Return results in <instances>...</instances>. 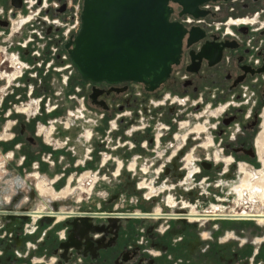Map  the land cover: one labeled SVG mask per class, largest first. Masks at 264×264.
<instances>
[{"label":"rangeland","instance_id":"rangeland-1","mask_svg":"<svg viewBox=\"0 0 264 264\" xmlns=\"http://www.w3.org/2000/svg\"><path fill=\"white\" fill-rule=\"evenodd\" d=\"M81 6L83 9V4ZM172 6L175 11H178L179 6H177L176 4H172ZM75 70L73 72V80L71 82L72 85L70 86V88H68L69 90H66L65 98L67 100V97L72 96L75 93L74 89L77 88L81 89V94H82L81 96L86 98L85 106H87L88 108V111L86 112V116L82 120L86 121V122L84 121V123H92L95 126H97V128L95 129L93 127L92 130L94 137L91 141H87L86 146L88 145L91 149V152L89 153H93L95 149H97V154L99 156L97 160H95L91 156L89 158L83 157L82 159L84 160V162L87 163H85L84 165H80V168H82L80 175L87 171L97 172L96 167H101V165L104 162L103 161L105 156L104 149H106L109 146L111 147L121 146L120 148L128 147L129 150L131 151V153L129 154L131 156L127 157L126 155H124L125 158H122V160H124L127 163L130 161V159L135 157L139 159L144 158L143 160L146 162L147 166L148 164L150 165V169L148 168L149 170L148 172L151 171L157 172L156 166L152 161L153 158L161 157L160 160L165 159V161H168V160H172L174 157H177L176 156L177 150H174L175 147L174 149L168 148L171 142L170 140L173 138L175 139L177 137L174 134L175 132L172 133L171 135H165V136L162 135L163 136L161 137L162 142H159L157 138H158V130L161 127V125L160 122H155L153 124L154 120L157 118L155 114H157L159 117L160 116L162 117L161 114L162 113L165 114V108H163L162 110L158 109L154 111V109H152L149 106V104L145 103L143 100L141 101V99L144 97L143 94H140L141 92L139 91H134V93L132 94L138 99L140 103L138 107L139 110L138 116L140 117L141 120H143L144 118L145 123L147 125V128L144 129L143 132L146 131L151 136L145 135L142 137L143 140L141 139V141L138 142H134L132 140H129L128 142L124 139L125 133H123L122 127L120 125L116 128V130L114 129L115 125L113 124V120L116 117H118V115H120L118 114V112L122 110V106L124 105V99L129 98L131 96V92L127 90L120 92L116 91L115 94L116 96H118V99L116 100L115 98L113 99L111 96H109V94H104V95L98 94L94 99L92 97L95 93V89L92 88L93 83L91 84V82L83 81L80 75L78 74L77 70L76 71ZM51 74L56 75V73L53 71H51ZM49 78H50L49 83L52 84L53 82H55L54 79L57 77L50 75L48 79ZM168 81L169 79L163 84H166ZM37 82L38 80L36 81V84ZM4 83L5 82H0V101H1V96L3 94V93L1 94V92H3ZM163 84H161L158 88L163 86ZM40 86L45 87L43 89L46 90L48 89L49 92L52 94V96L54 95L53 90L54 93L62 90L61 86H55V87L48 86L46 88V86L43 85V83ZM163 88H167V86ZM210 89H212V87L202 89L198 94L199 99L201 96H203L204 98V103H202L201 106L203 108V113H206L207 115H212L211 111L216 110L218 105L224 104L226 101L229 102L234 100L233 93L229 94V98L217 99V101L212 99L213 95H208L206 97L205 95L207 93V90ZM258 91L260 92L261 89H258ZM49 92L46 93V91L43 90L41 91V93L40 92L39 93L40 95H42V94H49ZM242 92H243L242 94L243 103L237 104L236 107L235 106L233 107V105H231V107L228 108L227 113H225L224 116L234 115L235 113H237L235 109L238 106L244 108L243 117L248 116V113L253 107V105L250 101L247 102V99L250 98L253 90L244 89L242 90ZM186 94L187 93H184L183 95ZM177 95L180 96L179 92L177 93ZM151 96L152 95L148 96V98L152 99ZM55 98L57 97L53 96V99ZM62 98L65 99L63 96ZM145 99L147 100V98ZM96 100H98L99 102ZM196 101H197L196 98H194V102ZM16 102L18 103V101ZM65 103H67L68 106L71 108H73V106L75 105L74 102H70L69 100H67ZM171 104L172 105H170V107H174L175 105H177L174 103ZM6 106L9 107V104L3 105L2 109H4ZM178 107L180 108H177L176 110L174 109V111H178L179 113L181 111L182 113L184 108L188 106H182V107L178 106ZM190 111L191 108L189 109V112ZM127 112L129 111L126 110L125 113L128 114ZM258 112L262 116L261 126L258 133L259 136L260 133H262L263 131L262 127L264 124V107L262 109H259ZM65 113L67 115V110L65 111ZM127 116L130 117V115ZM138 116L133 112V116L129 118V121L132 120L134 121V118H138ZM17 118L19 120L18 124L12 127L17 137L16 138L13 137V139L10 141H0V199L5 201L8 205H12V207L15 209L28 208L30 210H37L43 207L48 210L60 211L61 209H67V210L70 209L72 211H76V210L84 211L86 209H91V207L94 205L96 207L109 206V207H113V209L118 208L119 206L120 210L122 209L123 211L129 209L145 210L146 208L151 211H154L157 209L158 206L160 207L162 206L161 208H164L172 205L170 203L169 195L168 194L165 195L166 192L164 188H160V187L164 186L165 183L168 182L171 183L174 181L176 185H174L173 187L171 186L170 188L171 189L170 194H172L173 196L171 199L175 201L174 205L181 204L180 206L182 207L185 206V204L186 205L188 204L190 207L191 204L195 206L196 209L200 212H205L207 210H210L213 204L218 206L222 205L220 209L223 210L224 211L223 213L226 214H231L235 210H240L245 207L247 208L249 207L248 208L249 212L251 211L252 213H259V216L260 214H264V203H262L261 201H256L255 208H252L250 206L253 205V203L250 202L248 199L244 201H240L238 195L234 190L235 186L240 185L245 175L244 171H242L240 168L241 164L238 165V167L232 166L229 168H225V166L214 164L212 169L202 170V172H197L200 170V167L197 165L195 169L196 171L194 172V174L196 175L194 176L193 174L191 177L192 181L189 183L184 182L183 180H185V178L188 177L190 173V171L188 170L189 168H185V167L187 166V163H189V160L187 158L189 155L192 154L191 152L192 148L190 150H187L183 155H180V159L174 160V162H176V165L178 166L177 171L183 174V176L180 177V175L177 173L178 177L173 179L175 173L173 172L174 168L173 169L171 168L172 172L168 174L165 172L169 168L166 167L164 168L159 166L161 175L156 174V176L154 177V181L157 180L158 182H161L162 185L157 187L158 188L157 192H150L149 189L147 191L145 189H142V187L144 186L143 181L145 178L144 177L142 178L140 176L141 177L140 179L139 176H137V173L130 174L132 180V184L130 186L126 183H123V181L121 180L122 176L117 174L116 167L109 165L104 167V170L106 171V173L104 174H108V175L102 176V180L104 181L103 183L105 185L99 183L98 186L99 191L97 192V194H95L96 197L97 198L99 197L100 200H94L96 198L88 195L85 196L83 192L77 190L73 195H70L72 196L71 200H73V203L69 202V204L67 205H63V204H65L64 202H67L66 200L69 197L64 198L65 199L64 202H61V200L63 199L54 201L52 200V198H49L47 196L43 198L44 200L39 199L38 201H35L36 198L33 192L34 189L37 188L38 179H34L32 176H30V174H32L31 173L32 169L38 167L37 169L34 170L39 172L40 176L46 179H53L54 176L59 173V171L67 170L68 174L61 175V179L59 180L63 182L61 186H59L60 187L59 190H61L62 187L67 185L69 178L72 176V174H74L75 168L71 166L67 169V166L70 164L69 162L61 163V164L56 163V158L59 156V154H55L56 152H54V149H52L55 147L46 144L49 142L45 139L46 135L42 137H38L40 138L41 142L39 141L35 142L29 140L31 136L35 137V135L40 132V127H38L39 124L37 125L38 121L37 122L36 120L29 121L27 120V118H24V115H17ZM52 118L56 119L57 114L54 113L53 115H49V116L44 115L41 119V122L44 123L43 125H46V123ZM66 118L68 119L67 116ZM22 121L23 124L25 123L28 124L29 126L28 127L25 126L24 127L25 129L21 128L20 126L22 125ZM68 121L72 123V129L70 130L65 129L71 126V125L68 126L66 123L64 124L65 121L60 122V125L62 126L63 129L58 128L57 130V127L54 128L51 127L52 130L54 129L56 131L55 135L58 133H61L62 136L67 134L75 135L76 133L78 134L80 132L79 136L81 137L77 136L76 134L77 138H79L80 140L82 139L87 140L86 134L85 136L82 137V134H84V131H82L81 129L83 125H81L80 127L79 126L80 124L78 121H76V119L70 118V120ZM75 121L77 124H79L77 125L79 127H77L76 125L73 126V122ZM171 121L174 124H177L174 122L175 121L174 119H171ZM125 122L126 121H123V123ZM243 123H247V121L237 120L234 121V124L228 126L227 128L229 132L226 139L232 138L233 136H235L236 132H240L241 130H243L242 129ZM19 128L23 129V132L21 134L19 133L20 132ZM78 129H80V131ZM77 130L78 132H76ZM48 132L49 131L47 129L45 133ZM55 135L53 136L55 139L53 142L56 143L55 145L58 148L59 146H61V142L65 140L63 139L61 141L60 139H57ZM109 135L112 136V139L110 143H107L106 141L109 138ZM147 138L153 139L152 143L148 142ZM120 141L123 144L118 143ZM133 145L134 147H132ZM143 145L144 146L147 145V146L143 148L142 147ZM44 146L47 149L48 147L51 148V151L48 152V150H46ZM78 146L79 148L75 147V151L73 150L72 152L77 153L78 149L81 150L82 147L80 145ZM138 147L141 149H138ZM161 147L168 150L161 154L158 151L161 149ZM87 149L88 147L85 148V151H87ZM14 150H16L18 153L16 151L14 152ZM25 150H30L31 154L33 153L32 158L31 157L29 158L28 156L25 155L24 152ZM142 150H146L148 157H144ZM44 151L47 153H45ZM10 152H12L15 155V157L8 159L10 157ZM214 154L215 152H213V155L208 156L207 152H200V153L198 152V154H196L195 156V159H198V161L196 160L195 163L198 164L199 161L201 160L211 159L212 157H214ZM258 157L260 161L259 165L256 166V168L246 165L248 171L256 172L263 168V166H260L262 163L260 153ZM191 160H194V157ZM42 161L47 166V171L43 170L44 169L43 165L40 164L38 165V163ZM114 161L116 162V160ZM129 163L126 166L127 171L131 170V168L129 167V165L131 164ZM138 168L140 171H144V168L142 166H139ZM48 170L51 171L53 174L51 175L47 174L46 172H48ZM80 175L77 176L76 181H78ZM111 176H114L116 179L112 181L110 179ZM116 176L117 177L120 176V178H117ZM13 179H16V181L14 180L15 182H19V184L15 188L16 190H11L14 187L12 185ZM59 181H57L56 183H58ZM88 181L93 182V178L88 179ZM84 183H87V181H84ZM88 188H90V186ZM151 195H154L153 198L151 197ZM80 196L81 197L83 196L82 199L84 201L80 199ZM80 200L83 201V203L85 204L84 206H82L83 203H80ZM75 220H76L75 217H73L72 219L68 218L66 220H63L62 223L58 225L56 224L57 222L56 218H51V220H46L45 218L41 217L40 219L34 221L31 216L23 217L16 215L13 217H8L6 215H3L0 219V264H95V261L90 256L91 250H89L88 252L85 250L89 241L88 236L90 235L89 233L91 232L94 233V235L96 232H100L99 234L100 236L99 237L95 236V239H93L94 247L96 248L97 253H99V251H105L108 248L110 249L112 246H114L113 253L115 257L111 259L112 264L121 263L122 261H120V256L124 255L125 253H128L129 251L131 253L130 262L134 261L131 264L133 263L134 264H170V262L172 264H177L176 261L178 262V264H182L180 261L182 260L180 256H178L176 259L174 258L173 255H171L170 251L168 253H162L160 257L146 256V258H144V256L141 255V251L145 254H148V252L151 251L148 249L146 250L141 249V247L145 246V244H147L146 243L147 241H149L148 244L153 243L155 241L159 242L161 241L159 239L160 237L168 236V237H164L165 240L167 241L166 245H168L167 246L168 249L169 247L168 243H170V241H168L170 239L169 235L172 236V234L170 233L172 232L173 229L183 226L182 223L184 222L175 221L173 224L164 228L159 222H157L155 225H147L142 221L122 222L119 220H113V221L109 220V221H105L100 225L99 224L96 225L89 221H82L77 219L76 222L78 224L76 228L73 225L75 223ZM36 223L37 225H35ZM30 224L35 225L37 229V230L35 229L36 231H34L33 233H31L32 231L28 230V226ZM238 226L242 228L241 231H243V233L241 234L239 233V235H236L231 229H233V227H238ZM149 229L151 230L150 233L148 231ZM166 229H167L166 231L167 234L164 235V233L162 232H164ZM211 229L213 230V232L215 231V233L211 232L210 235V240L211 242H213L215 246H213V244L211 246L215 248L217 251H220V253H218L217 251L214 250L215 256H219L220 258L219 264H261L260 260L258 259H256V261L253 260L252 255L256 248L255 249L252 248L256 247L255 242L257 239L261 238L264 241V231H262V229H264V224L262 225L258 223L256 224L255 220L252 221L251 223L250 222L246 223L245 221L232 222L226 220V222H223L222 224H220L219 222L213 223L211 225ZM27 232L31 233L30 236L35 238L33 243L29 242L28 240H23L24 237L28 236ZM207 232L210 231L208 230ZM228 232L231 233L233 232L235 235V239L232 240L233 243L230 242L229 240H226L225 247H221V245L220 247L217 246L218 244H221L224 241L223 238L227 235ZM197 234H199L200 236L203 234V231L202 232L198 231ZM70 237L75 238V240L77 241V246L70 247L68 249H64L63 247L59 246L60 243L62 244L63 242H67ZM118 237L123 238V240L125 239L126 242L122 241L121 239L119 241H116L118 244L114 242L111 245L108 244L112 239L117 240ZM193 240L196 241L195 238ZM262 243L258 248V250H261L260 254H263L264 256L263 253L264 247ZM22 244H24L25 247L20 248ZM233 244H237V246H232ZM29 247H31L30 249H33L35 252L28 254L27 252L30 250ZM55 249L58 251L59 256L61 255V257L57 256L56 254H53V250ZM144 251H147V253ZM34 257H38L42 259H34ZM37 260H40L41 262H36ZM199 262L200 261H196V264Z\"/></svg>","mask_w":264,"mask_h":264},{"label":"flooded vegetation","instance_id":"flooded-vegetation-1","mask_svg":"<svg viewBox=\"0 0 264 264\" xmlns=\"http://www.w3.org/2000/svg\"><path fill=\"white\" fill-rule=\"evenodd\" d=\"M232 8L234 9L233 12L229 11L230 7L225 6L221 14L209 13L208 15L203 16L202 18L204 21L202 24H196L190 27L185 26L183 24L184 27L188 31L193 28H197L198 30H200L202 33V37L201 39L195 42H189L188 34L185 35L183 39L182 55H181L180 62L173 67L169 81L166 84H163V86H161L160 88H156L155 90H150L148 86H146L143 83L131 82V81L123 82V83L115 84V85L107 84V83H99V84L91 83V84H92V88H94L95 91H98L100 92V94H103V95L109 94V96H111L113 99L115 98V100L118 99V96H116L115 94L116 91L117 92L126 91V90L130 91L131 96L129 98L124 99V105L122 106V110L129 111L127 112L128 113L127 115H130V117L133 116V112L137 116L139 115L138 107L140 103L138 99L132 94L134 93V91L141 92L140 94H143L144 96L141 99V101L143 100L145 103L149 104V106L152 109H154V111L158 109L162 110L163 108H165V114L162 113L161 114L162 117L161 116L159 117L157 114H155L157 118L154 120L153 124L155 122H160V125H161V127L158 130V133L162 129V125L167 124V129H164V133H161L160 135H158L157 140L160 139L158 141L162 142V138H161L163 137L162 135L164 136L171 135L174 132H175L174 133L175 135L177 133L189 134V137H188L189 140L187 139L188 142L186 140V142H182L181 144H177V143L173 144V140H174L173 138L172 140H170L171 142L169 141L170 145L168 146V148L174 149L175 147L174 150H177L176 156L179 157L178 159H180V155H183L187 150H190L192 148L191 156L192 158L194 157V160L189 161L190 162L189 167L192 170L191 171L192 175L196 171L195 169L197 165L200 167V170L197 172H202V170L212 169L214 164L225 166V168H229L232 166L238 167V165L241 164L240 165L241 170L242 169L248 170L246 168V165L256 168V166H258L260 163L259 157H258L260 153L261 159H262V163L260 166H263V168L256 172H252L253 174L248 173L246 178L243 177L242 179L243 182L240 184L239 187L236 188V191L239 197L246 198V200L248 199L250 202H255L256 200H259L262 203H264V188H263L264 144L261 143L262 141H264V124L262 127L263 131L258 136L260 126H261V121H262V118H261L262 116L260 115L258 110L264 107V0H238L237 2L232 4ZM179 15H181L180 7L178 11H175V13H173L172 20L181 23L176 18V16H179ZM227 15H232L236 20H240V21L246 20V21H251L252 23L250 25H246V24L238 25V24L232 23V24H229L230 27L228 29L226 27V24L223 23L225 21L224 20L225 16ZM218 21H222L221 24H217ZM216 27H222V29L220 31H216L215 30ZM204 47L212 51H214L217 47H220L221 53L219 57H216V58L212 57L211 55H205V54L203 55L202 49ZM164 85L167 86V88H163L165 87ZM209 87L210 88L212 87V89L207 90V93L205 96L207 97L208 95H213L212 99L215 101H217V99H223V98L227 99L229 98V94L233 93L234 100L229 101V102L226 101L224 104L218 105L220 111L222 112L219 116L207 115L206 113H203V108L201 104L204 103V98L203 96H201L199 99L198 94L200 93L202 89H206ZM244 89L253 90L252 95L250 96V98L247 99V102L250 101L253 105V107L248 113V116L243 117L244 108L240 106H238L235 109L237 113H235L234 115L224 116V114L227 113V110L228 108L231 107V105H233V107L234 106L236 107L237 104L243 103L242 90ZM258 89H261V91L259 92ZM175 92L177 93L179 92L180 96L177 95V93ZM184 93H187V94L183 95ZM150 95H152L151 96L152 99L148 98V96ZM145 98H147V100ZM194 98H196L197 100L196 102H194ZM101 103H104V102H101ZM171 103H174L177 105H175L174 107H170V105H172ZM178 106H181V107L188 106V107H185L186 109L184 108L183 112L181 113L180 111L179 113L178 111H174V109L176 110L177 108H180ZM190 108H191V111L189 112ZM87 111H88V108H87ZM127 115L124 116L126 118H123V117L121 118V121L119 122L118 125L114 126L115 130L120 125L122 127L123 133H125L124 136L128 138H132V141L134 142H136V139H134L135 136L139 137L138 141H141L142 137L145 135L151 136L148 132L146 131L143 132V130L147 128L144 118L143 120H140V117L138 116V118H134V121L133 120L129 121L130 117ZM14 117L17 118V115H14L13 118ZM207 117H212L213 118L212 121L211 120L206 121ZM136 119H138L139 122L144 123V124L141 125V127H138V126L134 127L135 123H139ZM171 119H174L175 120L174 122L177 124H174L171 121ZM16 120H17V123H16L17 125L19 120L18 118ZM114 120H116L115 122H117L118 118H115ZM237 120L247 121V123H243L242 125L243 130H241L240 132H236L235 136H233L232 138L226 139L228 132H229L227 127L234 124V121H237ZM123 121H126V122L123 123ZM2 122L4 123L5 120H3ZM200 123L201 124L208 123V128L202 131L203 133L201 131L199 132L193 131L194 128L197 127L198 124ZM24 124L22 121V125L20 127L24 128L25 126L26 127L29 126L28 124H25V125ZM58 128L60 129L61 127L59 126ZM19 130H20L19 133L21 134L23 132V129L19 128ZM13 132H14V137L16 138L17 135L15 131ZM55 133L56 131H54L53 136L55 135ZM35 137L31 136L29 140L30 141L32 140L35 142L36 141L41 142L37 134L35 135ZM178 138H175L176 142L179 141ZM182 139L183 138H181V140ZM209 140H211V144L207 146H203L204 145L203 143ZM74 141L76 143H79L80 140L74 137ZM89 141H91V139ZM152 141L153 139L151 138L148 139V142L152 143ZM65 145H67V142L64 144V146ZM146 146L147 145L145 146L143 145L142 147L144 148ZM132 147H134V145ZM52 149L56 150L57 147L52 148ZM138 149H141V148L138 147ZM167 150L168 149H166V151ZM15 151L16 150H14V152ZM197 151L199 153L207 152L208 156L213 155V152H215V154H214V157H212L211 159L201 160L199 161L198 164H196L195 163L196 160L198 161V159H195L196 154H198ZM24 152L26 156H28L29 158L30 157L32 158L33 153L31 154L30 150H25ZM125 153L126 155H129L131 152L129 153V151H126ZM142 153L144 154V157H148L146 150H142ZM12 154L13 153L10 152V157L8 159L11 158ZM93 154H94L93 158L97 160L98 158L97 149H95ZM216 154L221 155L222 159L230 158L231 159L230 163H227L226 161L222 159L221 160L213 159L215 158ZM78 156H81L80 149L78 150L77 157ZM39 164L43 165L44 171H47V166L45 165L43 161L39 162ZM102 165H105V164H102ZM71 166L75 168V171H74V174H72L73 178H70L68 180V184H70L71 186H74L77 184L76 178L78 175H80L82 168H80V166H77V165H71ZM148 166L150 167V165ZM69 167H67V169ZM163 167L169 168L165 172L168 174L171 173L172 169L174 168L173 172L175 173H174L173 179L178 177L177 173L180 175V177L183 176V174L177 171L178 166L176 165V162L173 161V159L168 160L166 164L163 165ZM34 169H32L31 171L32 174H30V176H32L35 179L33 174L38 173L40 175V173ZM46 173L50 175L53 174L49 170ZM67 174H68L67 170L59 171L58 173V175L60 176L67 175ZM111 180L114 181L115 179H111ZM121 180L123 181V183H126L129 186L132 184V180L129 177L128 178L122 177ZM62 183H63L62 181L57 183L55 186L56 189H59L60 188L59 186H61ZM157 183L159 185H162L161 182L157 181ZM171 183H175V182L173 181ZM18 184L19 182L12 181V185L14 187L11 190H16L15 188L17 187ZM100 184L103 185L104 183H100ZM98 186L99 184L95 186L93 197L96 199L94 200H100L99 197L97 198L95 195L99 191ZM168 192L169 190L166 191L165 195ZM33 193L36 198L37 193L35 192V189ZM252 193L254 194L253 198L251 197ZM35 201H38V199H35ZM83 201L80 200V203H83ZM61 202H64V200H61ZM69 202H71V200L64 202L65 204L63 205H67L69 204ZM84 205L85 204L83 203L82 206ZM33 211L34 210H30L28 208H18V209L16 208L15 209L12 207V205H8L5 201L0 199L1 217L3 215H6L8 217H13L16 215L28 217L30 213H33ZM56 212H57V215L54 217L43 216V218H45L46 220H51V218H56V221H57L56 224H59V225L62 223L63 220H66L68 218L72 219L73 217H75L76 219L81 218L84 221L87 220L96 225L97 224L100 225L104 223L105 221H109V220L110 221L119 220L122 222L123 221H128V222H133V221L141 222L142 221L146 223L147 225H155L157 222H159L164 228L173 224L175 221L177 222L179 221V222H184L182 223L183 226L173 229L172 232L170 233L172 234V236H175L176 239H179V240H181L183 235L184 234L186 235L185 232H189V230L190 231L195 230V231L202 232V230L199 229L197 225L188 223L186 219L180 218V217H183L184 214L180 213V207L178 206H176L174 209H171L169 212H164V213H157L147 208L145 210L129 209V210L123 211L122 209L120 210L119 206L118 208L113 209V207H109V206L96 207L94 205L91 207V209H86L84 211L76 210V211L65 213L64 209H61L60 211L56 210ZM241 217H245V216H241ZM249 217L250 218L252 217L255 220V222H257L258 217H264V214H260V216L259 214H251L250 216L245 217V218H249ZM261 222L263 223V221ZM246 223H249V222H246ZM191 225H192V228H191ZM35 229H32V233L37 230ZM148 231L149 233L151 232L150 229ZM166 231L167 229L162 233L166 235L167 234ZM209 231L210 232L206 231L207 233H209V236L205 235L203 232L202 238L204 239H207L208 237L210 238L211 232L215 233V231L213 232V230H209ZM89 234H90L88 236L89 241H88V244L85 250L87 252L91 250L90 256L95 261V264H112L111 259L115 257L113 253L114 246H112L110 249L105 248L106 252L99 251V253H97V250L94 247L93 239H95V236L99 237L100 232H96L95 235L92 232ZM193 234L194 235L196 234V236H198L196 232H193ZM27 235L28 236L24 237L23 240H28L29 242L33 243L35 238L30 236L31 233H28ZM70 238L72 240H75L74 237H70ZM159 239L161 241L159 242L155 241L150 244H148L149 241H147L146 242L147 244L141 247V249H145V250L148 249L151 252L153 251L152 253L148 252V254H145L141 251V255H143L144 258H146V256H153V257L159 256L160 257L162 253L166 252L167 250L166 246H168L166 245L167 241L165 240L164 237H160ZM119 240H121V237H118L117 240L112 239L108 244L111 245L113 242L117 243L116 241H119ZM262 241L263 240L261 238L257 239V242L259 243ZM59 246L62 247V244L60 243ZM23 247H25L24 244H22L20 248H23ZM255 248L256 247H253L252 249H255ZM260 251L261 250H258L257 248L254 250V253L256 254L255 261L256 259L264 261V256L263 254H260ZM144 252L147 253V251H144ZM53 254H56L57 256H59V253L56 249L53 250ZM130 254L131 253L129 251L128 253L121 255L120 261L122 262L119 264H131L132 262H134V261L130 262V259H131ZM59 257H61V255ZM35 259H41V258H35ZM37 262H41V261H37ZM261 264L263 263L261 262Z\"/></svg>","mask_w":264,"mask_h":264},{"label":"built area","instance_id":"built-area-1","mask_svg":"<svg viewBox=\"0 0 264 264\" xmlns=\"http://www.w3.org/2000/svg\"><path fill=\"white\" fill-rule=\"evenodd\" d=\"M83 1L21 0V5L17 6L14 0H0V82H5L0 101V141L13 139L12 127L17 123V118H13L14 114L24 115V118L29 121H38V127L43 125L41 119L44 115L49 116L54 113L57 114L56 120H59V123L65 121L64 124L66 123L68 126L70 122L66 116L76 120L85 118L86 98L81 96L80 88L74 89L75 93L67 97V100L75 103L73 108L65 103L67 101L66 90H69L68 88L72 85L73 72L76 69L71 61L67 44L75 38L81 28ZM237 1H208L200 8L206 10L208 14H221L223 8L227 6L230 7L229 11L233 12L232 4ZM202 17L191 14L176 16L178 21L188 27L202 24L204 21ZM224 20L223 23L228 29L231 20L238 25L252 23L246 20H236L232 15L225 16ZM221 22L218 21L217 24H221ZM221 29L222 27H216L215 30L220 31ZM51 71L56 75H52ZM50 75L57 77L54 79L57 83H49ZM42 83L46 88L61 86V91L54 93L53 90V96L57 98L53 99L49 90L40 86ZM43 90L49 94L40 95ZM6 104H9V107L6 106L2 109ZM26 109L28 110L26 111ZM120 115L116 118L124 117L127 114ZM3 120H5L4 123ZM47 129L49 132L45 133ZM54 131L50 126L49 128L44 126L42 129L40 128L37 135L38 137L46 135L47 141L48 138H51L50 143L47 144L57 147L53 142L55 140ZM6 133L11 134V137H5ZM92 137L93 133L88 140ZM11 158H14V154L11 155Z\"/></svg>","mask_w":264,"mask_h":264},{"label":"water","instance_id":"water-1","mask_svg":"<svg viewBox=\"0 0 264 264\" xmlns=\"http://www.w3.org/2000/svg\"><path fill=\"white\" fill-rule=\"evenodd\" d=\"M208 1L228 0H84L81 28L67 44L71 61L85 82L115 85L131 81L155 90L180 62L185 35L189 42L202 37L197 28L188 31L172 20V4L181 8V15L200 17L208 14L200 8ZM14 3L20 6L21 0ZM220 53V47L202 49L203 55L215 58ZM98 94L95 91L92 97ZM74 246L77 241L71 238L62 243L64 249Z\"/></svg>","mask_w":264,"mask_h":264},{"label":"bare ground","instance_id":"bare-ground-1","mask_svg":"<svg viewBox=\"0 0 264 264\" xmlns=\"http://www.w3.org/2000/svg\"><path fill=\"white\" fill-rule=\"evenodd\" d=\"M235 21V20H234ZM235 22H238V21H235ZM233 23V21L231 20V22H230V24H232ZM163 102V101H162ZM161 102V103H162ZM17 103V102H16ZM164 103V102H163ZM28 109H26V111H27ZM126 112V110H120L119 112H118V114H121L120 116H122V115H124V113ZM211 113H212V115L213 116H219L222 112L220 111V109H219V107H217V109L216 110H213V111H211ZM210 113V114H211ZM126 114V113H125ZM15 115V114H14ZM68 117V116H67ZM72 119V118H71ZM207 120L206 121H209V120H211L212 121V117H207L206 118ZM68 120H70V117H68ZM138 122H139V120L138 119H136ZM141 120V119H140ZM59 120H56L55 118L53 119H51V120H49L47 123H46V125H44V126H46L47 128H49V126L50 127H52V128H54V127H57V129H58V127L60 126L61 128H62V126L60 125V123L58 122ZM78 122H79V124L81 125V123H82V131H84V134H82V136H85V134H86V139H87V141H89L88 139H89V137L91 136V133H93V127H94V129L95 128H97V126H95L94 124H92V123H84V121L85 120H77ZM121 121V118L119 119V121L117 120V122H114V120H113V124L114 125H118L119 124V122ZM70 122V121H69ZM86 122V121H85ZM201 122V121H200ZM74 123V122H73ZM44 124V123H43ZM68 124H70L71 125V128L70 129H72V123L70 122V123H68ZM144 123H141V122H139V123H135L134 124V127H141V125H143ZM43 125L40 127L41 129L44 127ZM51 128V129H52ZM60 128V129H61ZM208 128V123H206V124H198V126L197 127H195L194 128V130L193 131H204L205 129H207ZM63 129V128H62ZM164 129H167V124H163L162 125V129L159 131V133H158V135H160L161 133H164ZM9 133V132H8ZM8 133H6L4 136L5 137H8V136H10L11 134H8ZM203 133V132H202ZM201 133V134H202ZM47 136H49V135H47ZM176 138H178V142H176L175 141V139L173 140V144H175V143H177V144H181L182 142H186V140L188 139V137H189V134H186V133H177L176 134ZM77 138V137H76ZM93 138V137H92ZM181 138H183L182 140H181ZM50 139L51 138H48V141H50ZM79 139V138H78ZM111 139H112V136H110L109 135V138L107 139V143H110L111 142ZM126 141H128V140H130V138H128V137H126V138H124ZM134 139H136V142H138V139H139V137H136L135 136V138ZM63 140V139H62ZM80 140V139H79ZM92 140V139H91ZM131 140H132V138H131ZM158 140H160V139H158ZM172 140V139H171ZM189 140V139H188ZM188 140H187V142H188ZM87 141L86 140H80L79 141V143H77V144H79L81 147H83V148H87L88 147V149H87V151H85V149H84V152H83V155H81V156H79V158L80 159H82L83 157H87V158H89L90 156L91 157H93V153H89V152H91V149H90V147L87 145L86 146V143H87ZM75 142V141H74ZM129 142V141H128ZM66 143V141H64V142H61V145L63 146L64 144ZM118 143H121V141L120 142H118ZM262 144H264V141H262L261 142ZM121 144H123V143H121ZM120 144V145H121ZM204 145L203 146H207V145H210L211 144V140H209V141H206V142H204L203 143ZM121 147V146H120ZM120 147H118V146H114V147H111V146H109V147H107L106 149H104V153H105V156H104V162H103V164L105 163V165H101V167H97V172H95V171H92V172H89V171H87V172H84V173H82L80 176H79V178H78V181H77V184L76 185H74V186H71L70 184H68L67 183V185H65L64 187H62V189L61 190H59V189H56V184L57 183H55L56 182V180L60 177V175H55L54 176V178L53 179H46V178H44V177H42V176H40L38 173H34L33 175H34V177H35V179H38V181H37V188H35V192L37 193L36 194V199H41V200H44L43 198L45 197V196H47V197H49V198H52V200H61V199H63V200H65L64 198H68L66 201H68V200H71L72 199V196H70V195H73L77 190H79V191H81V192H83L84 194H85V196L86 195H88V196H91V197H93L94 196V190H95V186L96 185H98L99 183H103L104 181L102 180V176L103 175H105V176H107L108 174H104V173H106V171H103L104 170V167H106V166H109V165H112V166H114V167H116V169H117V174H119V173H121V175H122V177H129V178H131L130 177V174L131 173H137V176H139V178L141 179V177L143 178H145L144 179V181H143V187H142V189H145L146 191L149 189L150 190V192H157L158 190V186H161V185H159L158 183H157V180L156 181H154V177L156 176V174L157 175H161V171H160V169H159V165L161 166V167H163V165H165L166 164V162L167 161H165V159H162V160H160V158L161 157H156V158H153L152 159V161L154 162V164H155V166H156V170H157V172H153V171H151V172H148L149 170H148V168L150 169V167L149 166H147V164H146V162L144 161V160H142V159H139V158H132V159H130V163L129 162H125L124 160H122V158H125L124 157V155H126V151H129V153L131 152L130 150H129V148L128 147H126V148H120ZM102 148V147H101ZM118 148H120V149H118ZM159 151V153H163V152H165L166 151V149H164V148H162L161 147V149L160 150H158ZM81 154H82V152H81ZM88 154V155H87ZM115 156H117V157H115ZM127 157H129V156H131V155H126ZM98 158H99V156H98ZM97 158V159H98ZM179 157L177 156V157H174L173 158V161L175 160V159H178ZM191 158H192V156L191 155H189L188 156V160L189 161H191ZM215 159H217V160H221L222 159V157H221V155H218V154H216L215 155ZM114 160H116V162L114 161ZM222 160H224V161H226L227 163H230V161H231V159L229 158H223ZM85 161H86V159H85ZM131 164V165H129V167L131 168V170L130 171H127L126 170V166H127V164ZM190 163V162H189ZM189 163H187V165L188 166H186L187 168H190L189 167ZM149 165V164H148ZM99 166V165H98ZM139 166H142L143 168H144V171H140L139 170ZM2 168V167H1ZM189 171H190V173H189V175H188V177H186L185 178V180H183L184 182H191L192 181V179H191V177H192V173H191V168L190 169H188ZM242 171H244V173H245V175H244V177L246 178V176H247V174L248 173H252V172H250V171H248V170H245V169H242ZM253 174V173H252ZM118 176V175H117ZM141 176V177H140ZM194 176H195V174H194ZM193 176V177H194ZM70 178H73V175L70 177ZM69 178V179H70ZM90 178H93V182L92 181H88V179H90ZM147 178H149V179H147ZM110 179H116L114 176H111L110 177ZM152 181H151V180ZM84 181H87V183H84ZM73 182V181H72ZM71 182V183H72ZM243 181H241V183H242ZM59 183V182H58ZM187 183V184H188ZM240 183V184H241ZM73 184V183H72ZM88 184V185H87ZM174 185H176L175 183H170V182H168V183H165V185L164 186H161L160 188H164V190H165V192L166 191H168L169 190V193H167L168 195H169V197H170V203L172 204V205H170V206H167V207H164V208H161L160 206H158L157 207V209L156 210H154V212H157V213H164V212H169L171 209H174L176 206H178V207H180V213L181 214H184V216L183 217H180V218H182V219H186V221L188 222V223H192V224H194V225H197L198 226V228L199 229H201L203 232H204V234L205 235H207V236H209V233H207L206 232V230L208 231V230H212L211 229V225L213 224V223H220V224H222L223 222H226V220L228 221H232V222H234V221H236V222H238V221H240V222H252V221H254V219H250V218H244V217H241V216H245V217H248V216H250L251 214H259V213H252L251 211L249 212V210H248V208L247 207H245V208H243V209H240V210H235L233 213H231V214H226V213H223L224 211L223 210H221L220 208H221V206L222 205H215V204H213L212 205V208L210 209V210H207V211H205V212H200V211H198L197 209H196V207L195 206H193V205H191L190 204V207H189V205L187 204H185V206H180L181 204H178V205H174V203H175V201L174 200H172L171 198L173 197L172 196V194H170L171 193V186L173 187ZM90 186V188H88V187ZM240 185H238V186H235V192H236V194H237V191H236V188L237 187H239ZM177 187V186H176ZM263 188H264V183H263ZM167 189V190H166ZM152 194V193H151ZM150 195V194H149ZM238 195V194H237ZM153 196L154 195H151V197L153 198ZM246 196V195H245ZM244 196V197H245ZM253 196H254V194L252 193L251 194V197L253 198ZM262 196V195H261ZM150 197V198H151ZM239 197V196H238ZM151 198V199H152ZM80 199H82V197H80ZM155 199V198H154ZM239 200L240 201H244V200H246V198H241V197H239ZM73 200H71V202H72ZM256 201H259V200H256ZM256 201H255V203L254 202H252L253 203V205H251L250 207H252V208H255V206H256ZM70 210V209H69ZM67 210V209H64V212L65 213H68V212H72V210ZM57 215V212H56V210H48V209H46V208H43V207H41V208H39V209H37V210H34L33 211V213H30L29 214V216H31L32 218H33V220L34 221H36V220H38V219H40L41 217H43V216H46V217H54V216H56ZM28 216V217H29ZM0 219H1V214H0ZM213 221H215V222H213ZM261 221H263V223L261 222ZM260 224V225H262V224H264V217H259L258 219H257V222H256V224ZM37 224V223H36ZM35 224V225H36ZM35 225H33V224H30L29 226H28V230H30V231H32V229H35L36 227H35ZM235 227H233V229H234ZM253 228V227H252ZM233 229H231V230H233ZM258 230V229H257ZM29 232V231H28ZM32 233V232H31ZM233 234V235H232ZM224 239V241H226V240H229V241H232L233 239H235V235H234V233L232 232H228L227 233V235L223 238ZM261 243L262 242H257V240H256V242H255V244H256V248L258 249L259 248V246L261 245ZM37 261H40V260H37ZM36 261V262H37Z\"/></svg>","mask_w":264,"mask_h":264},{"label":"crops","instance_id":"crops-1","mask_svg":"<svg viewBox=\"0 0 264 264\" xmlns=\"http://www.w3.org/2000/svg\"><path fill=\"white\" fill-rule=\"evenodd\" d=\"M76 121L73 123V126L79 125L76 123ZM81 125H82V123H81ZM81 125H79V126L81 127ZM79 126H77V127H79ZM70 128H65V129L70 130ZM78 130L80 131V129H78ZM78 130L76 132H78ZM76 134L75 135H68L67 134L64 136H62L61 133L56 134L57 139H60L61 141H62V139H64L67 142V145H65V146L61 145L56 150H54V152H56V154H59V156L56 158V163L61 164V163L69 162L70 164L67 167L71 166L72 164L80 166V165H84L85 163H87V162H84L83 159H78L79 158V156L77 157L78 152L77 153L72 152L73 150L75 151V147L79 148L78 145L74 142L73 138L79 136L80 132L77 134V136H76ZM79 137H81V136H79ZM62 142H64V141H62ZM83 149H85V148L82 147L81 151L84 152ZM46 150H48V152H49V151H51V148L48 147V149L46 148ZM83 152H82V155H83ZM119 175H121V173H119ZM117 178H120V176ZM60 179H61V176L56 180V182L59 181ZM14 180L16 181V179H13L12 181H14ZM241 229L242 228L240 226L235 227L233 229V232L236 235H239V233L240 234L243 233V231H241ZM262 231H264V229H262ZM193 232L198 233V231H195V230L190 231L189 230V232H185L186 235L184 234L181 240L176 239L175 236L169 235L170 239L168 241H170V243H168L169 247L165 253H168L170 251L171 255H173L174 258H176V259L178 256H180V258L182 259V260H180L182 264H196V261H200L197 264H219L220 258H219V256H215V251H217V250L211 246L213 244V242H211L210 238L209 237L207 239L202 238L203 234L200 236H199V234H197L198 236H195L193 234ZM163 237H166V236H163ZM194 238L196 239V241L193 240ZM121 239H122V241L125 242V239L124 240H123V238H121ZM262 244L264 247V241ZM220 245H221V247H225L226 242L223 241L221 244H218L217 246L220 247ZM213 246H215V245L213 244ZM232 246H237V244H233ZM30 248L31 247H29V249ZM34 252L35 251L33 249H30L27 253L30 254V253H34ZM101 252H106V250L101 251ZM217 252L220 253V251H217ZM35 258H38V257H34V259ZM252 258L255 260V258H256L255 253L252 255ZM174 261H176V260H174ZM260 261L264 264V261H262V260H260ZM176 263L178 264L177 261H176ZM170 264H172V263L170 262Z\"/></svg>","mask_w":264,"mask_h":264}]
</instances>
